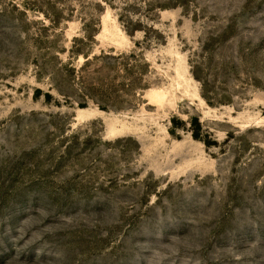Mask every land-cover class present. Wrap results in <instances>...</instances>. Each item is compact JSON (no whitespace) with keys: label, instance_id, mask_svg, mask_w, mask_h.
<instances>
[{"label":"rangeland","instance_id":"1","mask_svg":"<svg viewBox=\"0 0 264 264\" xmlns=\"http://www.w3.org/2000/svg\"><path fill=\"white\" fill-rule=\"evenodd\" d=\"M0 264H264V0H0Z\"/></svg>","mask_w":264,"mask_h":264},{"label":"trees","instance_id":"2","mask_svg":"<svg viewBox=\"0 0 264 264\" xmlns=\"http://www.w3.org/2000/svg\"><path fill=\"white\" fill-rule=\"evenodd\" d=\"M194 73H195L196 77L199 78L198 74L196 72H194ZM46 96L49 98L51 95H50V93H47ZM194 135H195V137H199L198 133L197 134L194 133Z\"/></svg>","mask_w":264,"mask_h":264}]
</instances>
